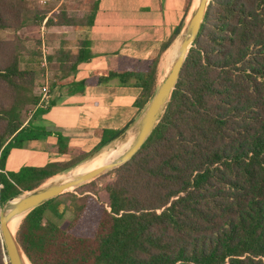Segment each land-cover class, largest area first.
<instances>
[{
    "label": "trees",
    "instance_id": "16d2710c",
    "mask_svg": "<svg viewBox=\"0 0 264 264\" xmlns=\"http://www.w3.org/2000/svg\"><path fill=\"white\" fill-rule=\"evenodd\" d=\"M25 9L23 0H0V30L26 25ZM40 13H32V23ZM93 14L58 9L54 22L89 26ZM23 48L19 38H0V204L88 155L6 168L11 148L50 133L33 127L31 117L21 119L23 106L39 100L34 70L21 67ZM90 57L87 38L75 51L48 52L56 62L52 91ZM157 62L90 76L97 84L138 87L142 107L156 89ZM86 83H71L69 92ZM98 133L100 147L120 131ZM112 172L104 185L108 209L91 195L70 193L71 222H58L63 209L55 197L22 217L15 238L31 264H264V0H209L161 118ZM88 204L96 221L91 233L80 234L75 226ZM4 256L0 234V264H9Z\"/></svg>",
    "mask_w": 264,
    "mask_h": 264
},
{
    "label": "crops",
    "instance_id": "0c3cea01",
    "mask_svg": "<svg viewBox=\"0 0 264 264\" xmlns=\"http://www.w3.org/2000/svg\"><path fill=\"white\" fill-rule=\"evenodd\" d=\"M93 3L97 5L92 9L91 24L76 28L79 37L90 41L91 57L80 62L72 74L57 84L46 108L33 110L31 125L43 126L50 133L11 148L6 159L8 170L68 162L84 153L90 155L114 139L98 147L99 130H117L119 135L129 130L149 100L138 107L135 103L138 87L120 85L116 80L97 84L91 72L145 70L146 63L158 56V84L176 56H171L170 51L177 47L196 0L189 3L186 0H94ZM30 61L35 62L33 58ZM69 78L74 82L87 80V83L82 89L79 86L78 91L69 92ZM59 144L64 151L59 150Z\"/></svg>",
    "mask_w": 264,
    "mask_h": 264
},
{
    "label": "water",
    "instance_id": "95a60500",
    "mask_svg": "<svg viewBox=\"0 0 264 264\" xmlns=\"http://www.w3.org/2000/svg\"><path fill=\"white\" fill-rule=\"evenodd\" d=\"M208 2L209 0H196L193 12L186 22L183 32L180 36L177 45V54L168 72L157 84L153 95L150 97L141 115L133 123L129 130L121 133L120 135L118 134L112 141L104 146L106 147L112 144L116 149V147L121 143H126L124 149L119 151L115 157H112L108 161L103 162L93 169L71 175L70 171L76 165L81 163L79 162L67 171L68 174L66 173V179L42 183L31 190H26L27 192L24 194L23 192L25 191L9 197L2 204H0V234L6 252L5 259L9 262V264H26L23 256L28 260L19 247L15 236L10 232L8 227V222L10 220L17 218L18 216L25 215L29 210L36 207L37 205L57 196L69 188H73L96 177L103 171L118 167L129 160L142 145L165 110L171 95V91L173 90L178 79L181 66L188 52V48L190 47L198 32ZM101 149L94 153L99 152Z\"/></svg>",
    "mask_w": 264,
    "mask_h": 264
},
{
    "label": "rangeland",
    "instance_id": "374dc122",
    "mask_svg": "<svg viewBox=\"0 0 264 264\" xmlns=\"http://www.w3.org/2000/svg\"><path fill=\"white\" fill-rule=\"evenodd\" d=\"M94 0H60V1H53V0H23V4L25 6V17L27 19V24L19 29H2L0 30V38L1 39H12L14 37L19 38L23 42V57L21 61V67H26L34 70L35 72V86L33 88V92L37 95L39 91V86L42 82L41 78V70L39 66V61L37 59L38 52L40 51V45L42 41L45 44L47 53H53L55 49L59 46H62L66 49L75 50L77 46V42L82 39L83 37H79L80 32L76 30L77 27H86V26H72L70 27H62L59 24H56L54 21L56 20L55 13L58 9L66 10L70 15H75L77 17H85L93 9ZM34 11H42V15L40 13V21L38 24L32 23V13ZM48 15L46 21H49L48 24L46 22L45 29L43 35L40 33V24L44 16ZM71 37V38H69ZM78 38V39H77ZM34 59L35 62L30 63L31 59ZM37 60V63H36ZM30 61V62H29ZM49 61V60H48ZM29 62V63H28ZM49 64V76H54V69H55V59L48 62ZM164 77V76H163ZM163 79V78H162ZM71 83H75L73 79L69 78L67 81L68 86L70 87ZM73 86V85H72ZM69 88L68 90H70ZM35 105L33 104H25L21 110V119L26 123L28 119H30L33 109ZM98 153V152H97ZM97 153L92 155H87L79 160L77 163L82 162L86 159L92 158ZM80 156V155H79ZM76 156V157H79ZM92 156V157H91ZM75 163V164H77ZM68 167L67 169L61 171L63 175L67 173L72 167ZM114 169V168H113ZM60 173L54 175L53 177L48 178L43 183H47L48 181H52L57 177H60ZM114 176L112 169L103 171L101 174L97 175L96 177L83 182L70 190L64 191L57 196L55 199L59 202V207L63 209L62 217L58 220L59 223L72 221L74 218L75 213V203L73 202V197L70 193L75 194L76 196L88 194L93 196V199L98 202L99 207H104L108 209L107 205V194L104 190V185L108 183ZM42 184V183H41ZM40 184V185H41ZM39 186V185H38ZM27 191L23 192L26 193ZM82 193V194H81ZM96 212L92 209L91 205H87L85 209L84 216L78 223V227L75 226V231L80 234L91 233L94 224H95V216ZM23 216L20 217L18 225L21 221ZM18 228V227H17ZM17 230V229H16ZM16 232V231H15ZM15 236V233H14ZM6 256H4V260Z\"/></svg>",
    "mask_w": 264,
    "mask_h": 264
},
{
    "label": "bare ground",
    "instance_id": "6f19581e",
    "mask_svg": "<svg viewBox=\"0 0 264 264\" xmlns=\"http://www.w3.org/2000/svg\"><path fill=\"white\" fill-rule=\"evenodd\" d=\"M176 54H177V47L174 46L173 50L170 51V55L171 56H175ZM125 145H126V143H121L120 145H118L116 147V149L113 147L112 144L104 147L96 155H94L92 158L86 159V160L82 161L81 163H79L78 165H76L70 171V174L71 175H75V174H78V173H81L83 171H87V170H90V169H93V168L99 166L103 162L108 161L112 157H115L117 155V153H119V151L124 149ZM67 174L63 175L62 173H60V177H57L56 179H54L52 181H48V182L60 181V180L66 179L67 178ZM70 189H72V188H69L67 190H70ZM21 216H24V215H21ZM21 216H18L17 218L12 219V220H10L8 222V227L10 229V232L13 235H14L17 227H18V222H19V219H20ZM23 258H24L26 264H30L28 262V260L24 256H23Z\"/></svg>",
    "mask_w": 264,
    "mask_h": 264
},
{
    "label": "built area",
    "instance_id": "2783aa9c",
    "mask_svg": "<svg viewBox=\"0 0 264 264\" xmlns=\"http://www.w3.org/2000/svg\"><path fill=\"white\" fill-rule=\"evenodd\" d=\"M48 16L44 17L41 21L40 24V33L41 35H43L44 33V29H45V24H46V20H47ZM47 51H46V47L44 42L42 41L41 45H40V51H39V55H37V59L39 61V68L41 70V78H42V82L39 86V100L37 102V104L35 105L33 110H36L37 108H46L51 101V97L53 94V91L50 87L51 82L54 80V76H49V61L47 58Z\"/></svg>",
    "mask_w": 264,
    "mask_h": 264
}]
</instances>
